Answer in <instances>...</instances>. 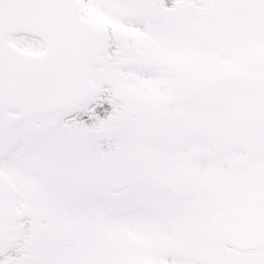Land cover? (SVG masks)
Wrapping results in <instances>:
<instances>
[{"label":"snow or ice","instance_id":"obj_1","mask_svg":"<svg viewBox=\"0 0 264 264\" xmlns=\"http://www.w3.org/2000/svg\"><path fill=\"white\" fill-rule=\"evenodd\" d=\"M0 264H264V0H0Z\"/></svg>","mask_w":264,"mask_h":264}]
</instances>
